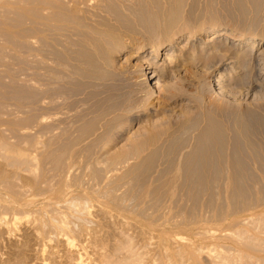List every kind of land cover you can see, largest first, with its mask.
Returning a JSON list of instances; mask_svg holds the SVG:
<instances>
[{
  "label": "rangeland",
  "instance_id": "rangeland-1",
  "mask_svg": "<svg viewBox=\"0 0 264 264\" xmlns=\"http://www.w3.org/2000/svg\"><path fill=\"white\" fill-rule=\"evenodd\" d=\"M9 1L10 0L0 1V140L6 142L9 146L11 145L10 147H16L14 149H18V151L21 150L24 153L26 152V154L28 153L27 155L33 158L34 163L32 164V168L31 166L28 168L27 165L22 166L19 164V166H22L24 169L22 167L18 168V166L15 167L14 164H11V170L10 164H5L6 162H4L5 171L7 174L11 171L12 177L11 172H9L10 177L8 182H10V184H6L8 183L6 181H0V223L1 221L7 223L6 225L0 224V264H75L81 256L85 259L83 260V264H103L98 254V248L96 246L94 247V244L90 242L91 237L89 238L88 235L84 237L85 239L81 238L82 236L80 237L85 224V228L89 231L94 229V231H99L98 233L101 237L107 236L108 239L110 238L111 241L109 246H111L110 244L114 237L120 234L122 230V234H127L124 233L125 229H127L126 232L129 231L132 233L130 234L133 238L131 239L134 241L131 240L132 244L135 245L134 249H137L138 253L140 250V254L145 258L147 257V259L143 258L145 261H139V264H144L146 261L147 264H160L162 263L163 257L166 258H164L163 261H168L169 259L165 255V252L170 253L172 250L181 248L182 250L186 249V252L192 250L197 253L195 261L189 259L186 261L185 259L184 264L185 262L186 264H222L217 257L215 258L218 254L217 252L224 251L225 253L227 252V254H233L234 252L236 253L238 249H242L244 252L248 251L247 253H250L253 257L257 254L255 257V264L256 262L257 264H264L259 261L261 258H264V251L262 250L263 253L260 251L262 254L259 255V253L255 251L247 250V247L238 243L236 239L234 241L232 236L237 226L230 227L229 224H227L233 221V219L237 220L239 218V220H243V224L241 225L245 226L244 224L246 222H251L252 217L264 213V211H262L264 210V175H262L264 170L262 167V169L260 168L261 170L258 169L260 165L258 166V164L255 163L253 164L255 167L252 165L253 168L251 166L250 168L252 169L249 168L250 171H246V175L251 173L250 176L256 172L257 177L255 180L251 178L255 177L254 175L251 177H249V175H247V177L244 175L246 180L244 177H242L243 179L241 178V180H245L246 182L241 180L238 181V183H241L239 187H241L242 184L244 185H242V189L240 188L242 190L240 191L241 194L244 191L243 189L247 187L246 191L248 190L249 192L247 191V193L244 191L245 195H240L237 191L236 195H234L235 193L233 194V192L228 189V184L225 188L223 187L226 182H228V171L224 168H222L221 171L218 167H215L218 169L216 171L214 168L209 170L210 178L208 180L210 183H205L202 190V184L200 185V183L195 182L197 184L192 183L191 186L187 185V191H183L182 194V190L177 189L178 186L176 184L177 188H175V193L179 191L182 194L180 195V193H178L179 196H177L178 194L174 193V197H179L177 200L172 197L173 195L170 197L167 191V195H165V189L162 188L164 184L166 185L173 177L175 178L176 176V180L180 179L177 178V175L180 177V170L182 171L181 168L182 165H184L183 162L188 157L187 155H189L188 153H191L195 145L203 142L207 134H205V132L208 125L207 121H209L208 117L210 116L208 115V109H210L211 106L225 104L229 107L230 112L233 113L236 110L241 112L242 110L248 111V107L249 110L255 111L256 109V112L257 109H260L258 111L260 115L262 113L261 109L264 112V107L262 106L264 105V88L262 91L259 89L260 92L258 88L257 90L252 89L255 82L253 73V76H250L251 73H249V76L247 75L248 77L246 76V79H244V81L246 80V84L242 83V80L234 82V79L232 81V79L230 80L228 77L230 75L228 74L230 70L229 66L223 64L225 65L223 67L226 68L222 71L223 73L219 69H214L216 58H210V56L212 57V55H210L211 50L209 51V49L206 50L204 48V52L206 53L204 56L205 59L207 58V62H205L206 60H204L203 55H196L199 52V50L196 49L197 47L192 46L194 42H201V45L203 44V46L207 47L215 38H222V44H229V42H224L225 39L226 41L228 40L227 37H225L226 35L214 37L215 28H220L223 29L222 32L226 31L232 34L239 33L252 36L254 40L256 39L255 47H261V45H264V0H260L261 7L259 11L250 7V4H246V10L242 13H240V9L238 12L237 0H213L215 4L212 0H101V5L100 2H95L98 0H91V2H95H93L94 6H92V3H89L90 0H87L90 11L91 9L96 11L94 12V16L97 14V17H93L95 20L98 18L95 23L99 22V27L108 28L110 25L108 31L111 29H118L117 31L118 33H122V37L128 39L133 38L132 41L136 45L142 46L147 44L151 48L153 45H156V43L161 44L165 42V40L167 42V39L173 36L172 45L170 44V46L166 48L161 47L162 50L160 49V53L156 58V65H158L156 77L149 75L152 68H147L149 66L147 59L129 60L126 52H120V46L117 47L115 41L113 42V40L110 39L111 34L104 32L105 35L108 34L110 37L108 35H103V33L101 35L98 31L88 27L91 25L89 24L86 27L87 29L85 27H80L81 32H72L71 35L65 37L58 34L52 27L50 28V23L46 20L44 21V18L42 19V17L37 15L47 16L49 15L47 10H36L38 12L36 14L34 7H36L37 4L35 1ZM243 1L248 3V0ZM211 3L214 6L215 12L219 14L216 15L215 13V17L209 9V4ZM95 4H99V8L96 7ZM216 6L217 8H215ZM46 7H49V5H46ZM108 7H110V9ZM27 9H29L28 12H26ZM205 10L207 12L210 11L207 13ZM243 13H245L244 16L241 15ZM35 14L42 20L37 16L35 17ZM209 15L212 16L210 17ZM29 18L34 20L31 21ZM101 19H103V21ZM39 21H42V23H36ZM92 21L94 20H91V22ZM168 23L172 25L167 26ZM39 27L43 28L41 29ZM22 29L24 30L23 32L21 31ZM25 29H29V32ZM93 30L98 33L93 32ZM218 34L216 33V35ZM170 35L172 36L170 37ZM189 35L192 36L190 37ZM66 41L67 44H65ZM109 41H111V43ZM248 48L251 47L248 46ZM167 50H173L178 56H168ZM180 50L186 54V58L179 57ZM209 52L210 54L208 56ZM226 52L227 51H224V53ZM143 54L145 55L146 53ZM227 54H229V52H227ZM196 56L201 60L199 61ZM201 56H203V58H200ZM163 67L171 71L168 73L165 72L163 77H161L160 70H162ZM141 68L146 69V75H142ZM263 71L264 69H262V74ZM218 72L222 74V80H220L222 85L224 84L221 88H219ZM233 73L236 74L235 71ZM145 76H150L148 82L145 81ZM214 91H216V94L217 92L219 94H213ZM221 91H225L224 94ZM187 101H192L194 104H186ZM197 111L199 113L201 112L200 115ZM263 115L261 116L264 118ZM222 118L223 117L218 116L220 122L224 123L225 120ZM263 118L261 121L264 124ZM215 119L219 121L216 117ZM228 120L227 122L232 123L233 119L230 117ZM263 134L264 132L262 135L260 134L261 138H264ZM196 139L201 141L199 142ZM186 143L188 145H186ZM187 150L190 152H187ZM72 159L75 162L72 163ZM4 160L5 158L0 155V163ZM76 161L78 163H76ZM173 166H175V168ZM29 170L31 171L29 172ZM252 170H255L254 173H252ZM256 170L262 172H260L262 175L261 180H258L260 174ZM213 171L215 174H213ZM14 173H18L16 174V176H18L16 177ZM218 176H223L224 178ZM30 177L32 179L34 178V183L31 181V183L28 184L30 181L27 179ZM23 179L24 182H22ZM181 179L179 180L180 182L182 181ZM15 183L18 184L15 185ZM32 184L33 186H31ZM158 184L160 186H158ZM193 185H196L195 187L199 192L196 191ZM247 185H251V187L249 188ZM197 186L200 187L197 188ZM149 187L150 190L154 187L155 191L156 189L158 190L157 187H159V190L161 188L163 192H161V195L156 192L159 196L156 195L154 197L155 193L153 195V192L150 191L145 199L146 196L144 191L145 189H149ZM239 187L237 186V189ZM189 188H191L192 191L189 190ZM210 188L213 190L211 191ZM11 189L15 190L13 191ZM176 189L178 191H176ZM218 189H220V191ZM226 189L230 191L227 190L226 194L229 192L232 195L229 193L226 195ZM42 191H44L45 194ZM51 191H53V193ZM203 191L204 194L206 192L208 193L204 195ZM184 192L187 195L184 194ZM190 192L192 193L190 194ZM37 193H39L40 196L39 194L37 196ZM138 193H140V195H138ZM162 193H164L166 197L161 199ZM209 193L212 195L210 196ZM221 193H223L222 197L225 198V201L221 197ZM217 194H219V196ZM246 194L249 196L252 195L247 197ZM191 195L194 197H191ZM86 196H88V199ZM143 196L145 197L143 198ZM195 196H197V198ZM229 196L232 197L230 198ZM241 196L243 199H240ZM253 196H255V198ZM236 197L237 199H235ZM156 198L159 201H156ZM83 200L85 201L83 202ZM148 200L149 203L147 202ZM170 200H173L174 203ZM176 201L177 204H175ZM219 201L222 205H219ZM85 202L87 203L85 204ZM224 202L227 205L224 204ZM189 203L192 204L190 205ZM159 204L160 207L158 209ZM184 204H188V206L185 207ZM70 205L73 206L71 207ZM175 205H177V208H173ZM249 205L251 206L249 207ZM1 206L5 208H1ZM169 206L173 209L168 210ZM183 207L184 209H182ZM104 208H107L104 212L108 217L101 211L102 209L104 210ZM161 208H163V210ZM231 208L237 209L236 212ZM146 209H149L151 213ZM16 210H20V212ZM71 210L76 213V216ZM98 210H100L101 213H99ZM255 211H260V213L256 214ZM68 212L71 214L68 215ZM102 212L105 214V217L102 215ZM226 213L232 214L227 215ZM61 214L63 216L65 214L64 217L69 221H67L68 224H65L67 232H62L61 229L58 232L57 228L53 226V224L58 226V216H61ZM98 214L101 215L99 216ZM240 214H246V216L244 215L243 217V215L241 216ZM54 215L57 218H55ZM85 215H87V217H85ZM145 215L147 218H145ZM236 215L239 216L237 217ZM74 216L75 218H80L82 216L84 218L82 217L77 220ZM102 216L104 219L101 218ZM234 216L236 217L234 218ZM156 218H158V221ZM247 219H249V221H246ZM70 220L72 221L70 222ZM76 221L77 223L80 221V223L77 224ZM244 221L246 222L244 223ZM250 224L251 223H249V225ZM95 225L96 227H93ZM8 226H11L14 230L11 227L9 230ZM247 226L248 224H246L245 227ZM251 226L252 225H250L249 228L247 227L248 231L253 228H251ZM71 227L75 228L72 229ZM6 229L7 231L5 232ZM202 229H205L204 231L206 232ZM68 230H71L70 232L72 234H70ZM176 230L177 232H175ZM207 230H210V232ZM74 231H76V233ZM77 231H80V233ZM253 231L256 232V229H252L249 233H253ZM260 231L259 229L256 233ZM262 231L259 235L262 234V237H264ZM43 232L47 233L45 234ZM129 232L128 235H130ZM228 232L230 234L233 233V235H229L230 237L227 236L226 234ZM51 233L54 234L52 235ZM201 233L204 235L205 233L208 234L203 236ZM68 234L70 235L68 236ZM199 234L201 235L199 236ZM76 236L83 239V242L80 241L81 239L79 241L75 239L77 238ZM66 237H71L72 241H74L71 247L72 250H70V248L68 249L63 241ZM76 240L78 242H75ZM77 243L82 244L77 245ZM180 244L182 246H180ZM136 245L139 246V249ZM193 245L198 249L195 250ZM220 245H222V247ZM167 249L168 251H165ZM106 251L110 252L108 250ZM25 254L27 255L25 256ZM162 254L163 256H161ZM19 255H23V257L20 256V258L18 257ZM160 257H162V259ZM16 258H18V260Z\"/></svg>",
  "mask_w": 264,
  "mask_h": 264
},
{
  "label": "bare ground",
  "instance_id": "bare-ground-1",
  "mask_svg": "<svg viewBox=\"0 0 264 264\" xmlns=\"http://www.w3.org/2000/svg\"><path fill=\"white\" fill-rule=\"evenodd\" d=\"M1 1V0H0ZM24 1H26V0H24ZM23 1V2H24ZM27 1H29V0H27ZM26 1V2H27ZM31 1H35L36 2V7H34V11L36 12V14L38 13L37 11H39V10H41V11H43V10H47L48 12H49V15H44V16H41L40 14H37L38 16H40V17H42V19L44 18V21L46 20V21H48L49 23V26H50V28L52 27V29L53 30H55V31H57L58 32V34H61L62 36H65V37H68L69 35H71V33L72 32H74V33H77L78 31L79 32H81L80 30H81V28L82 27H87V25H89V24H91L90 26H88V27H90V28H92V29H94L95 31H98L101 35H102V33H103V35H105L104 34V32H106V33H108V34H111V37L108 35V34H106V35H108L109 37H110V39H112L113 40V42L115 41V45L118 47V46H120V52H126V54H127V58L129 59V60H135V59H147V61H148V64H149V66L147 67V68H152V70L149 72V75H151V76H153V77H156V71L158 70V65H156V63H157V60H156V58H157V56H158V54L160 53V49H161V47H164V48H166L167 46L169 47L170 46V44L172 45V41H173V36L172 35H170V37L172 36V38H168L167 40V42H166V40H165V42H163V43H161V44H157L156 43V45H153V47H149L147 44H144V45H142V46H139V45H136L133 41H132V39H128V38H124V37H122V33H118V29L117 30H113V29H111V30H109L108 31V28H109V26H108V28H102V26L101 27H99L100 25H98V23L99 22H97V23H95V21H97L98 20V18L95 20L94 19V17L96 18L97 17V14H96V16H94L95 15V13L94 12H96V11H94V10H92L91 9V11H90V9H89V7H88V5L89 4H87V0H31ZM30 1V2H31ZM95 1V0H94ZM94 1H92L91 2V0H90V2L89 3H92V6H94L93 5V2ZM196 1V0H195ZM194 1V2H195ZM213 1V0H212ZM262 1V0H261ZM2 2H4V1H2ZM9 2H11V0L9 1ZM13 2V1H12ZM17 2V1H16ZM95 2H100V5L102 4V1L100 0H98V1H95ZM94 2V3H95ZM214 2V4H215V1H213ZM212 2V3H213ZM14 3V2H13ZM212 3L211 4H209L210 6H209V9L211 10V12L213 13V16L215 15V9H214V6L212 5ZM224 3V2H223ZM226 3V2H225ZM236 3H237V9H238V12H239V9H240V13H242V12H244V10H246V4H250L249 6L250 7H253L254 8V10H258L259 11V9H260V7H261V2H260V0H248V3H246L245 1H243V0H237L236 1ZM12 4V3H11ZM22 4V3H21ZM26 5V4H25ZM24 5V6H25ZM35 5V4H34ZM46 5L48 6L49 5V7H46ZM96 5V7H98V5L99 4H95ZM99 5V6H100ZM226 5H228V4H226ZM23 6V5H22ZM110 6V5H109ZM208 6V5H207ZM225 6V5H224ZM223 6V7H224ZM173 7V6H172ZM19 8V7H18ZM99 8V7H98ZM109 9H110V7H108ZM206 8H208V7H206ZM215 8H217V6L215 7ZM229 8V7H228ZM227 8V9H228ZM5 9V8H4ZM11 9V8H10ZM21 9V8H20ZM175 9V8H174ZM226 9V8H225ZM224 9V10H225ZM236 9V8H235ZM247 9H250V8H247ZM252 9V8H251ZM9 10V9H8ZM8 10H6V11H8ZM13 10H15V9H13ZM19 10V9H18ZM23 10V9H22ZM28 10L29 9H27L26 10V12H28ZM37 10V11H36ZM98 10V9H97ZM209 10V11H210ZM253 10V9H252ZM11 11V10H10ZM16 11H17V9H16ZM33 11V12H34ZM111 11V10H110ZM206 11V10H205ZM208 11V12H209ZM24 12V11H23ZM31 12V11H30ZM98 12H99V10H98ZM104 12V11H103ZM170 12V11H169ZM194 12V11H193ZM207 12V11H206ZM207 12V13H208ZM211 12H210V14H211ZM225 12V11H224ZM112 13V12H111ZM227 13H228V11H227ZM246 13V12H245ZM245 13H243V14H241L242 16H244L245 15ZM255 13V12H254ZM20 14V13H19ZM21 14H22V12H21ZM27 14H29V13H27ZM35 14V17L37 16ZM101 14H102V12H101ZM113 14V13H112ZM181 14V13H180ZM192 14V13H191ZM24 15V14H23ZM109 15V14H108ZM161 15V14H160ZM216 15H219L218 13H216ZM235 15V14H234ZM255 15V14H254ZM24 16H26V15H24ZM33 16V15H32ZM37 16V17H38ZM94 16V17H93ZM101 16V15H100ZM104 16V15H103ZM210 17L212 16V15H209ZM221 16V15H220ZM256 16H258V15H256ZM34 17V16H33ZM40 17H38V18H40ZM110 17V16H109ZM161 17V16H160ZM215 17V16H214ZM213 17V18H214ZM217 17V16H216ZM46 18V19H45ZM178 18V17H177ZM179 18H181V17H179ZM220 18V17H219ZM231 18V17H230ZM251 18H253V17H251ZM23 19V18H22ZM30 19V18H29ZM41 19V18H40ZM41 19V20H42ZM94 20V21H92L91 22V20ZM107 19V18H106ZM176 19V18H175ZM31 20V19H30ZM34 20V19H33ZM33 20H31V21H33ZM100 20V19H99ZM102 21H103V19H101ZM109 20V19H108ZM255 20V19H254ZM24 21V20H23ZM112 21V20H111ZM180 21V20H179ZM25 22V21H24ZM23 22V23H24ZM177 22V21H176ZM30 23V22H29ZM36 23H42V21L40 22H36ZM95 23V24H94ZM109 23V22H108ZM113 23V22H112ZM112 23H111V26H112ZM172 23V22H171ZM254 23V22H253ZM32 24V23H31ZM44 24V23H43ZM100 24V23H99ZM116 24V23H115ZM24 25V24H23ZM41 25V24H40ZM85 25V26H84ZM172 25V24H171ZM171 25H169V23H168V25L167 26H171ZM39 26V25H38ZM34 27H36V26H34ZM45 27V26H44ZM81 27V28H80ZM106 27H107V25H106ZM39 28H41V27H39ZM43 28V27H42ZM41 28V29H42ZM46 28V27H45ZM47 28H48V26H47ZM112 28V27H111ZM174 28H175V26H174ZM87 29V28H86ZM25 30H27V29H25ZM29 30V29H28ZM27 30V31H28ZM34 30V29H33ZM49 30V29H48ZM93 30V32H95ZM172 30V29H171ZM170 30V31H171ZM222 30L223 29H220V28H215V31H214V37H218L219 35H226L225 37H227V41H226V39H225V41L224 42H229V44L228 43H223L222 44V41H221V39H216L215 38V40L210 44H208L207 45V47L206 46H203V44L201 45V42L200 43H197V42H194L193 43V47H197L196 49L197 50H199V52L196 54V55H198V56H200V55H206V53L204 52V50L206 49H209V51L211 52V54H210V52L208 53V56H209V54L210 55H212V57L210 56V58H216V61H215V65H214V63H213V65H214V69H219L221 72L223 71V70H225L226 68H224L223 66H225V65H227V66H229V68H230V70H229V73L228 74H230L228 77H229V79L231 80L232 79V81H233V79H234V82H239V81H241L242 80V83H245L246 84V80L244 81V79H246V76L249 74V73H251L250 74V76L252 75L253 76V74H254V79H255V82H254V84H253V87H252V89H256L257 90V88H258V91H259V89H260V91H262V89L264 88V71H263V74H262V69H264L263 67H264V45H261V47H259V48H257V47H255V44H256V39L254 40V37H252V36H247L246 34L244 35V34H232V33H228V32H222ZM22 32L24 31L23 29L21 30ZM35 31V30H34ZM114 31V32H113ZM117 31V32H116ZM174 31V30H173ZM196 31V30H195ZM4 32V31H3ZM21 32V33H22ZM29 32V31H28ZM51 32H53V31H51ZM87 32V31H86ZM98 32H95V33H98ZM192 32V31H191ZM231 32V31H230ZM234 32V31H233ZM19 33V32H18ZM171 33V32H170ZM169 33V34H170ZM216 33L218 34V33H220V34H218V35H216ZM35 34V33H34ZM52 34V33H51ZM121 34V35H120ZM61 35H59V36H61ZM80 35V34H79ZM105 35V36H106ZM27 36V35H26ZM30 36V35H29ZM55 36V35H54ZM100 36V35H99ZM127 36V35H126ZM190 37L192 36V35H189ZM213 36V35H212ZM255 36V35H254ZM24 37V36H23ZM31 37V36H30ZM214 37H213V39H214ZM106 38H108V37H106ZM25 39V38H24ZM193 39H194V37H193ZM261 39V38H260ZM259 39V40H260ZM109 40V39H108ZM221 41V42H220ZM255 41V42H254ZM261 41V40H260ZM85 42H87V41H85ZM110 43H111V41H109ZM112 42V43H113ZM238 42V43H237ZM22 43V42H21ZM25 43V42H24ZM23 43V44H24ZM54 43H56V42H54ZM208 43V42H207ZM258 43H259V41H258ZM65 44H67V41H66V43ZM138 44H140V43H138ZM91 45V44H90ZM92 46V45H91ZM248 46H250L251 48H248ZM116 47V48H117ZM172 47V46H171ZM176 47V46H175ZM247 47V48H246ZM115 48V49H116ZM205 48V49H204ZM118 49V48H117ZM174 49V48H173ZM162 50V49H161ZM195 50V49H194ZM168 52H167V55L168 56H171V55H174V57H175V55L176 56H178L177 54H175V52L173 51V50H167ZM214 53H213V52ZM224 51H227V52H229V54H227V52L226 53H224ZM143 53H146L145 55L143 54ZM189 54V53H188ZM193 55V54H192ZM145 56V57H144ZM147 56H150V57H147ZM198 56H196L197 58H198V60L200 61L201 59H199V57ZM203 56H201L200 58H203ZM179 57H181V58H186V54L182 51V50H180V56ZM194 57H195V55H194ZM207 57V56H206ZM190 58V57H189ZM207 59V58H206ZM205 59V56H204V60H206ZM198 60H196V61H198ZM203 60V59H202ZM228 60V61H227ZM141 62V61H140ZM202 62H204V61H202ZM205 62H207V60L205 61ZM213 62V61H212ZM211 63V62H210ZM209 63V64H210ZM136 64V63H135ZM223 64H225V65H223ZM234 64V65H233ZM131 65V64H130ZM211 65H212V63H211ZM209 66V65H208ZM140 67H142V66H140ZM139 68V67H138ZM228 68V67H227ZM222 69V70H221ZM141 70H142V75L144 76V75H146L147 74V72H146V69H142L141 68ZM161 71V74H160V76L161 77H163V75L165 74V72L166 73H168L169 71H171L170 69H167L166 70V67H163L162 68V70H160ZM236 72V74H234L233 72ZM219 73V72H218ZM223 73V72H222ZM232 73V74H231ZM253 73V74H252ZM222 74L221 73H219V88H221L223 85H222V82H221V80H222V76H221ZM234 75V76H233ZM249 76V75H248ZM247 76V77H248ZM149 77L150 76H145V81L146 82H148L149 81ZM252 78V77H251ZM221 79V80H220ZM248 79H250V78H248ZM227 80H228V78H227ZM251 80V79H250ZM244 81V82H243ZM231 82V81H230ZM247 82H250V81H247ZM252 82V81H251ZM228 83V82H227ZM253 83V82H252ZM212 84V83H211ZM241 84V83H240ZM245 84H243V85H245ZM248 84V83H247ZM242 85V86H243ZM252 85V84H251ZM227 86V85H226ZM229 86V85H228ZM231 87V86H230ZM233 87V86H232ZM246 87V86H245ZM244 87V88H245ZM249 87V86H248ZM218 88V87H217ZM218 88V89H219ZM251 88V87H250ZM249 88V89H250ZM223 89H225V88H223ZM229 89V88H228ZM232 89V88H231ZM212 90H214V89H212ZM217 90V89H216ZM226 90V89H225ZM230 90V89H229ZM219 91V90H218ZM226 91H228V90H226ZM240 91V90H239ZM254 91V90H253ZM259 91V92H260ZM221 92H223V94H224V92L225 91H221ZM230 92V91H229ZM249 92V91H248ZM251 93V92H250ZM258 93V92H257ZM213 94H215V95H217V94H219L218 92H217V94H216V91H214L213 92ZM223 94H221V95H223ZM226 94V93H225ZM254 94V93H253ZM255 95H256V93H255ZM211 96V95H210ZM207 97V96H206ZM189 100V99H188ZM264 101V100H263ZM209 103V102H208ZM218 103H220V102H218ZM262 103V102H261ZM186 104H190V105H192V104H194V102H192V101H187V103ZM185 104V105H186ZM263 104V103H262ZM178 105V104H177ZM180 105V104H179ZM182 105V104H181ZM188 106V105H187ZM258 106V105H257ZM259 106H260V104H259ZM263 107H264V105H262ZM231 107V106H230ZM176 108V107H175ZM233 109V108H232ZM200 110H202V109H200ZM209 111H208V115H210L208 118H209V121H207L208 122V125H207V127H206V132H205V134H206V136L204 137V139H203V142H200L202 139H201V136H200V139L201 140H197V141H199L200 143L198 144V145H195V147L191 150V153H188L189 155H187L188 157H187V159L183 162V164L184 165H182V171L180 170V172H181V175H180V177H178V175H177V178H182L181 180V182L178 180V182H177V180H176V176H175V178L173 177V179L170 181L169 180V182H167V184L165 185L164 184V186H165V188H164V186L162 187L163 189H165L164 191H165V195H167L166 194V191L168 192V194H170V197H171V195H173L172 197H174L175 195H174V193H175V188H177V186H178V188L177 189H179V190H182V194H183V191H187V189L188 188H186V187H188V186H191L192 185V183L194 184L195 182H197V183H200V185L202 184V187H201V190H202V188H203V185L206 183L207 184V182H209V178H210V173H209V170L210 169H212V168H214L215 169V171L216 170H218V169H216L215 167H218V168H220L221 169V171H222V168H224V169H227V171H228V182H226V184H225V186H223L224 188L227 186V184H228V186L227 187H229L228 189L231 191V192H233V194L234 195H236V191L237 192H239L240 193V191H242L241 189L243 188L242 187V185H241V187H239V184H241V183H238V181L239 180H241V178L242 177H244V179H245V176L247 177V175H249V177H251L252 175H254L255 177H251V178H254V180L256 179V175H257V173L255 172L254 173V171L252 172V173H254V174H252L251 176H250V174H247L246 175V171L247 170H249V168L253 165V164H258V169L259 170H261L262 168H263V170H264V138H261V135H262V133L264 132V124H263V122L261 121V119L263 118L261 115H263L264 114V112H263V110L261 109V112L263 113H261V115L259 114V110L257 109V112H256V109H255V111L254 110H249V107H248V111H244V110H242V112L241 111H235V109H234V113L233 112H230V110H229V107L227 106V105H225V104H218V105H213V106H211L210 107V109H208ZM241 110V109H240ZM196 111V110H195ZM244 111V112H243ZM194 112V111H193ZM198 112V111H197ZM199 113V112H198ZM201 113V112H200ZM200 113H199V115H200ZM190 115H191V111H190ZM195 115V114H194ZM198 115V114H197ZM201 115H203V114H201ZM205 115V114H204ZM193 116V115H192ZM218 116H220V117H223L222 119H224L225 120V122L223 123V122H220V120L218 119ZM264 116V115H263ZM206 117V116H205ZM215 117L219 120V121H217L216 119H215ZM232 118L233 120H232V123L230 124L229 122H227V120H228V118ZM262 117V118H261ZM190 118H193V117H190ZM201 118H202V116H201ZM197 119V118H196ZM264 119V118H263ZM208 120V119H207ZM229 120H231V119H229ZM228 120V121H229ZM204 121V120H203ZM223 121V120H222ZM264 121V120H263ZM200 122H201V120H200ZM196 125V124H195ZM196 127H197V125H196ZM194 129H195V127H194ZM203 130H204V128H203ZM202 132H204V131H202ZM58 134V133H57ZM150 134V133H149ZM153 134V133H152ZM201 134V133H200ZM200 134H198V135H200ZM261 134V135H260ZM59 135V134H58ZM148 135V134H147ZM154 135V134H153ZM152 135V136H153ZM195 136V135H194ZM263 136H264V134H263ZM1 138V137H0ZM145 138V137H144ZM147 138V137H146ZM196 138V137H195ZM139 142V141H138ZM137 143V142H136ZM138 144V143H137ZM173 144V143H172ZM174 145V144H173ZM186 145H188L187 143H186ZM190 145H191V143H190ZM11 146V145H10ZM9 146V144L7 145V143L6 142H2L1 140H0V155L3 157V158H5V160L4 161H2V163H0V181L2 180V181H6V182H8V180H9V172H11V171H9L8 172V174H7V172L5 171V165H4V162H6L5 164H10V167H11V164H14V166L15 167H17L18 166V168L20 167H22V166H25V165H27V167L29 168L30 166H31V168L33 167V158L31 157V156H29V155H27L26 154V152L24 153V152H22L21 150H19L18 151V149H14V148H16V147H10ZM180 146V145H179ZM135 148V147H134ZM133 148V149H134ZM178 149V148H177ZM181 149V148H180ZM184 149V148H183ZM189 149V148H188ZM72 150V149H71ZM185 151V150H184ZM71 152V151H70ZM187 152H190V151H188L187 150ZM75 153V152H74ZM160 153V152H159ZM176 153V152H175ZM72 154V153H71ZM31 155V154H30ZM75 156V155H74ZM153 156V155H152ZM35 158V157H34ZM73 158V157H72ZM172 158V157H171ZM36 159V158H35ZM74 159V158H73ZM73 159H72V163L73 162H75V161H73ZM75 160H76V157H75ZM176 160V159H175ZM78 161V160H77ZM76 161V163H78ZM80 161V160H79ZM169 161H170V159H169ZM67 162H69V161H67ZM70 162H71V160H70ZM149 162V161H148ZM176 162V161H175ZM177 162H179V161H177ZM171 163H174V162H171ZM17 164V165H16ZM19 164H21L22 166H19ZM37 164V163H36ZM75 164V163H74ZM158 164V163H157ZM156 164V165H157ZM71 165V164H70ZM180 165V164H179ZM7 166V165H6ZM9 166V165H8ZM13 166V165H12ZM254 166V165H253ZM253 166H252V168H253ZM36 167V166H35ZM71 167H73V166H71ZM174 168H175V166H173ZM183 167H185V168H183ZM255 167V166H254ZM262 167V168H261ZM14 168V167H13ZM17 168V169H18ZM23 168V167H22ZM149 168V167H148ZM252 168H250V169H252ZM261 168V169H260ZM8 169V168H7ZM16 169V168H15ZM24 169V168H23ZM11 170H12V167H11ZM154 170V169H153ZM158 170V169H157ZM171 170H172V168H171ZM262 170V171H263ZM21 171V170H20ZM19 171V172H20ZM31 170H29V172H30ZM33 171V170H32ZM250 171V170H249ZM257 171V170H256ZM176 172V171H175ZM218 172V171H217ZM257 172H259V174H260V176H258L259 177V179L258 180H261V176L262 175H264L261 171H257ZM262 173V175H261V173ZM221 173V172H220ZM15 174V176H16V174H18V173H14ZM20 174V173H19ZM178 174V173H177ZM213 174H215V172L213 171ZM222 174H223V172H222ZM258 174V175H259ZM37 175V174H36ZM145 175V174H144ZM148 175V174H147ZM175 175V174H174ZM173 175V176H174ZM221 175V174H220ZM245 175V176H244ZM18 176V175H17ZM16 176V177H17ZM29 176V175H28ZM216 176H217V174H216ZM223 176H224V174H223ZM223 176H221L222 178H224ZM11 177H12V172H11ZM151 177V176H150ZM168 177V176H167ZM218 177H220V176H218ZM220 177V178H221ZM264 177V176H263ZM8 178V179H7ZM13 178H14V176H13ZM22 178V177H21ZM31 178V177H30ZM30 178H28L27 180L28 181H30V182H28V181H26V182H28V184H30L31 183V181L33 182L34 181V178L32 179L31 178V180H30ZM38 178V177H37ZM144 178V177H143ZM10 179H12V178H10ZM15 179V178H14ZM17 179V178H16ZM18 179H19V177H18ZM170 179V178H169ZM216 179V178H215ZM215 179H213V180H215ZM243 179V178H242ZM149 180V179H148ZM153 180V179H152ZM160 180V179H159ZM167 180V179H166ZM218 180V179H217ZM221 180V179H220ZM223 180H225V179H223ZM222 180V181H223ZM246 180V179H245ZM245 180H241V181H245ZM249 180L251 181V179L249 178ZM262 180H263V178H262ZM13 181V180H12ZM151 181V180H150ZM161 181V180H160ZM212 181V180H211ZM5 182V183H6ZM22 182H24V179L22 180ZM140 182H141V180H140ZM148 182V181H147ZM218 182V181H217ZM216 182V183H217ZM246 182V181H245ZM249 182V181H248ZM248 182H247V184H248ZM1 183V182H0ZM34 183V182H33ZM37 183H38V181H37ZM42 183V182H41ZM65 183V182H64ZM162 183H164V182H162ZM197 183H195V184H197ZM210 183V182H209ZM219 183H221V182H219ZM224 183V182H223ZM251 183H252V181H251ZM6 184H10V182H8V183H6ZM18 183H15V185H17ZM23 184V183H22ZM142 184V183H141ZM155 184V183H154ZM176 184H177V186H176ZM238 184V185H237ZM260 184V183H259ZM264 184V183H263ZM148 185L150 186V184L148 183ZM152 185V184H151ZM156 185V184H155ZM162 185V184H161ZM188 185V186H187ZM209 185H211V184H209ZM215 185V184H214ZM221 185H223V184H221ZM7 186V185H6ZM10 186V185H9ZM31 186H33V184L31 185ZM30 186V187H31ZM72 186V185H71ZM158 186H160L159 184H158ZM194 186V185H193ZM196 186V185H195ZM194 186V188L196 189V187ZM206 186V185H205ZM205 186H204V188H205ZM237 186L239 187L238 189H237ZM244 186V185H243ZM248 186V185H247ZM253 186V185H252ZM254 186H255V184H254ZM142 187V186H141ZM180 187V188H179ZM198 187H200V186H197V188ZM206 187H208V186H206ZM245 187H246V185H245ZM249 188L251 187V185L250 186H248ZM7 188H8V186H7ZM9 188H11V187H9ZM13 188V187H12ZM35 188V187H34ZM38 188H39V186H38ZM47 188V187H46ZM65 188V187H64ZM134 188V187H133ZM154 188V187H153ZM153 188H151L152 190H150V187H149V189H145V191H144V193H145V196H143V198L145 197V199L147 198V195L149 194V192L150 191H152L153 192V195H154V193H155V195H154V197L157 195V196H159L158 194H160L161 195V192H163L162 190H161V188H160V190H159V187H157L158 188V190L156 189V191H155V188H154V190H153ZM209 188V187H208ZM216 188V187H215ZM241 188V189H240ZM254 188V187H253ZM261 188V187H260ZM31 189V188H30ZM33 189V188H32ZM51 189V188H50ZM61 189H62V187H61ZM67 189V188H66ZM176 189V191H178ZM228 189H226L225 190V194H226V191L228 190ZM246 189H247V187H246ZM246 189L244 188L243 190L245 191V192H247L246 191ZM252 189V188H251ZM256 189H257V187H256ZM8 190V189H7ZM6 190V191H7ZM11 190H13V189H11ZM15 190V189H14ZM13 190V191H14ZM40 190V189H39ZM55 190V189H54ZM71 190V189H70ZM74 190V189H73ZM189 190H191L192 191V189L191 188H189ZM189 190H188V192H189ZM206 190V189H205ZM204 190V191H205ZM208 191H212L213 189L212 188H210V190L209 189H207ZM219 191H220V189H218ZM228 190V191H229ZM254 190V189H253ZM9 191V190H8ZM36 191V190H35ZM95 191V190H94ZM159 191V192H158ZM185 191V192H186ZM196 191H198L197 189H196ZM204 191H203V194H204ZM210 191V192H211ZM217 191V190H216ZM229 191V192H230ZM244 191H243V193L242 194H244ZM264 191V190H263ZM44 194H45V192L44 191H42ZM52 193H53V191H51ZM50 192V193H51ZM156 192L158 193V194H156ZM184 192V194H186ZM199 192V191H198ZM229 192H227V194L229 193ZM249 192V191H248ZM247 192V193H248ZM252 192V191H251ZM256 192V191H255ZM254 192V193H255ZM41 193V192H40ZM96 193V192H95ZM147 193V194H146ZM177 193V192H176ZM175 193V194H176ZM178 193H180L179 191H178ZM177 193V194H178ZM192 192H190V194H191ZM195 193V192H194ZM197 193V192H196ZM206 193H208V192H206ZM206 193L204 194V195H206ZM212 193V192H211ZM257 193L259 194V192L257 191ZM256 193V194H257ZM14 194V193H13ZM23 194V193H22ZM35 194V193H34ZM38 194L39 193H37L36 195L38 196ZM84 194H85V192H84ZM86 194H87V192H86ZM98 194V193H97ZM141 194H143V193H141ZM181 193H180V195H182ZM189 194V193H188ZM189 194V195H190ZM213 194V193H212ZM212 194H210L209 193V195L211 196ZM215 194V193H214ZM222 194L223 193H221V197H222ZM226 194V195H227ZM229 194H231V193H229ZM241 193H240V195H242ZM253 194V193H252ZM251 194V195H252ZM262 194V193H261ZM260 194V195H261ZM61 195V194H60ZM138 195H140V193H138ZM150 195H151V193H150ZM152 195V196H153ZM187 195V194H186ZM198 195H199V193H198ZM218 196H219V194H217ZM232 195V194H231ZM233 195V196H234ZM245 195V194H244ZM247 195V197L249 196L248 194H246ZM250 195V196H251ZM264 195V194H263ZM262 195V196H263ZM9 196V195H8ZM24 196V195H23ZM39 196H40V194H39ZM42 196V195H41ZM177 196H179V194L177 195ZM176 196V197H177ZM185 196V195H184ZM183 196V197H184ZM217 196V197H218ZM249 196V197H250ZM257 196V195H256ZM4 197V196H3ZM16 197H17V195H16ZM32 197V196H31ZM67 197V196H66ZM87 197V199H88V196H86ZM101 197V196H100ZM141 197V196H140ZM153 197V198H154ZM163 197H166V196H164V193H162V197H161V199L163 198ZM168 197H169V195H168ZM176 197H174V198H176ZM182 197V198H183ZM187 197V196H186ZM188 197H190V196H188ZM191 197H194V196H192L191 195ZM196 198H197V196H195ZM215 197V196H214ZM216 197V198H217ZM228 197V196H227ZM226 197V198H227ZM230 197V196H229ZM232 197V196H231ZM230 197V198H231ZM254 198H255V196H253ZM2 198V197H1ZM6 198H7V196H6ZM61 198H63V197H61ZM72 198V197H71ZM159 198V197H158ZM179 198V197H178ZM178 198H176L175 200H177ZM223 198V197H222ZM221 198V199H222ZM240 198V197H239ZM245 198V197H244ZM261 198V197H260ZM8 199V198H7ZM17 199V198H16ZM60 199V198H59ZM131 199V198H130ZM157 199V198H156ZM167 199V198H166ZM169 199H171V198H169ZM184 199V198H183ZM186 199V198H185ZM202 199V198H201ZM210 199H212V198H210ZM224 199V201H225V198H223ZM235 199H237V197L235 198ZM240 199H243L242 198V196H241V198ZM18 200V199H17ZM58 200V199H57ZM82 200V199H81ZM132 200V199H131ZM134 200V199H133ZM174 200V199H173ZM173 200H170V201H172V203H174L173 202ZM180 200V199H179ZM186 200H189L188 198L186 199ZM185 200V201H186ZM199 200V199H198ZM197 200V201H198ZM209 200V199H208ZM213 200V199H212ZM253 200V199H252ZM257 200V199H256ZM259 200V199H258ZM85 200H83V202H84ZM135 201V200H134ZM139 201H140V199H139ZM156 201H159L158 199L156 200ZM169 201V200H168ZM191 201V200H190ZM218 201V200H217ZM221 201V200H220ZM220 201H219V205L221 204L222 205V203H220ZM264 201V200H263ZM50 202H51V200H50ZM53 202V201H52ZM65 202V201H64ZM82 202V201H81ZM89 202V201H88ZM93 202V201H92ZM128 202V201H127ZM148 203H149V200L147 201ZM151 202V201H150ZM201 202V201H200ZM208 202V201H207ZM210 202H211V200H210ZM222 202V201H221ZM241 202V201H240ZM261 202V201H260ZM39 203V202H38ZM79 203V202H78ZM87 202H85V204H86ZM99 203V202H98ZM139 203V202H138ZM157 203V202H156ZM160 203H161V200H160ZM168 203V202H167ZM186 203H187V201H186ZM192 203H193V201H192ZM191 203V204H192ZM229 203V202H228ZM233 203V202H232ZM257 203V202H256ZM261 203H263V202H261ZM28 204V203H27ZM91 204V203H90ZM94 204V203H93ZM130 204V203H129ZM134 204V203H133ZM147 204V203H146ZM175 204H177V201H176V203ZM183 204V203H182ZM181 204V205H182ZM190 204V203H189ZM190 204V205H191ZM200 204V203H199ZM224 204H226L225 202H224ZM233 204H236V203H233ZM249 204V203H248ZM251 204V203H250ZM260 204V203H259ZM2 205V204H1ZM31 205V204H30ZM51 205V204H50ZM73 205H74V203H73ZM72 205V206H73ZM75 205H76V203H75ZM81 205V204H80ZM92 205V204H91ZM119 205V204H118ZM117 205V206H118ZM140 205V204H139ZM138 205V206H139ZM144 205V204H143ZM155 205V204H154ZM153 205V206H154ZM185 205V207H187L188 206V204L186 205V204H184ZM189 205V206H190ZM211 205V204H210ZM227 205V204H226ZM253 205H254V203H253ZM262 205V204H261ZM29 206V205H28ZM66 206V205H65ZM71 206V205H70ZM71 206V207H72ZM79 206V205H78ZM85 206V205H84ZM83 206V207H84ZM87 206V205H86ZM95 206V205H94ZM177 205H175V207H173V208H177L176 207ZM183 206V205H182ZM212 206V205H211ZM223 206H225V205H223ZM233 206V205H232ZM235 206V205H234ZM233 206V207H234ZM247 206V205H246ZM251 205H249V207H250ZM10 207H11V205H10ZM48 207V206H47ZM70 207V208H71ZM75 207V206H74ZM91 207V206H90ZM105 207V206H104ZM152 207V206H151ZM159 207H160V204H159V206H158V209H159ZM166 207H167V205H166ZM200 207H201V205H200ZM231 207V206H230ZM236 207V206H235ZM240 207V206H239ZM249 207H248V209H249ZM260 207V206H259ZM1 208H5V207H2L1 206ZM85 208V207H84ZM87 208V207H86ZM102 208V207H101ZM137 208V207H136ZM148 208V207H147ZM154 208V207H153ZM172 207L170 208V206L168 207V210L170 209H173ZM189 208V207H188ZM226 208V207H225ZM242 208H244V207H242ZM8 209H10V208H8ZM47 209V208H46ZM51 209H52V207H51ZM67 209V208H66ZM100 209V208H99ZM107 209V208H106ZM106 209L104 208V210L102 209L101 211H106ZM145 209V208H144ZM162 210H163V208H161ZM182 209H184V207L182 208ZM186 209V208H185ZM191 209V208H190ZM220 209V208H219ZM222 209H223V207H222ZM231 209H233V208H231ZM257 209V208H256ZM4 210V209H3ZM22 210V209H21ZM24 210V209H23ZM68 210V209H67ZM70 210V209H69ZM78 210V209H77ZM127 210V209H126ZM140 210V209H139ZM146 210H149V209H146ZM155 210H156V208H155ZM230 210V209H229ZM233 210H235V209H233ZM237 210V209H236ZM236 210H235V212H236ZM17 211V210H16ZM19 212H20V210H18ZM17 211V212H18ZM51 211V210H50ZM56 211V210H55ZM58 211H59V209H58ZM72 211V210H71ZM70 211V212H71ZM86 211V210H85ZM99 211V213H101V211L100 210H98ZM150 211V210H149ZM178 211V210H177ZM220 211V210H219ZM218 211V212H219ZM224 211V210H223ZM226 211V210H225ZM249 211V210H248ZM261 211V210H260ZM260 211L259 212H256L255 211V213L257 214H259L260 213ZM262 211H264V210H262ZM261 211V212H262ZM5 212V211H4ZM23 212V211H22ZM49 212V211H48ZM65 212V211H64ZM67 212V211H66ZM73 212V211H72ZM71 212V213H72ZM81 212V211H80ZM84 212V211H83ZM91 212H92V210H91ZM96 212V211H95ZM103 212H102V215H104V217H105V214H103ZM110 212V211H109ZM108 212V213H109ZM143 212V211H142ZM142 212H141V214H142ZM148 212V211H147ZM163 212V211H162ZM217 212V211H216ZM247 212V211H246ZM45 213V212H44ZM50 213V212H49ZM58 213V212H57ZM62 213V212H61ZM70 213V214H71ZM75 212H73V214H74ZM78 213V212H77ZM135 213V212H134ZM150 213H151V211H150ZM164 213V212H163ZM179 213V212H178ZM221 213V212H220ZM223 213V212H222ZM229 213V212H228ZM244 213V212H243ZM4 214V213H3ZM13 214V213H12ZM18 214V213H17ZM42 214V213H41ZM69 214V212H68V215H70ZM87 214V213H86ZM95 214V213H94ZM132 214V213H131ZM145 214H146V212H145ZM155 214V213H154ZM157 214V213H156ZM168 214V213H167ZM217 214H219V213H217ZM217 214H215V215H217ZM224 214V213H223ZM227 214V213H226ZM230 214H232V213H230ZM230 214H227V215H230ZM247 214V213H246ZM246 214H244L245 216H246ZM11 215V214H10ZM40 215V214H39ZM44 215V214H43ZM50 215H52V214H50ZM67 215V214H66ZM67 215V217H69ZM80 215V214H79ZM78 215V216H79ZM82 215H83V213H82ZM99 215V214H98ZM101 215V214H100ZM99 215V216H100ZM144 215V214H143ZM142 215V216H143ZM147 215V214H146ZM146 215H145V218H147L146 217ZM150 215V214H149ZM152 215V214H151ZM166 215V214H165ZM189 215V214H188ZM227 215H224V216H227ZM241 216L243 215V214H240ZM244 215H243V217H244ZM41 216V215H40ZM39 216V217H40ZM64 216H65V214H64ZM62 214H61V216H58L59 217V222L58 221H56V222H58L57 224H58V226L56 225V224H53V226H54V228H57V230H58V232H59V230L61 229V231L62 232H64V231H66L67 232V227L65 228V224L67 223V221L68 220H66V218L64 217ZM75 216H76V213H75ZM75 216H74V218H75ZM81 216V215H80ZM106 216L108 217V215L106 214ZM110 216V215H109ZM128 216V215H127ZM138 216V215H137ZM142 216H140V217H142ZM148 216V215H147ZM179 216V215H178ZM221 216V215H220ZM237 216V215H236ZM236 216H234V218L236 217ZM239 216V215H238ZM237 216V217H238ZM252 216V215H251ZM254 216V215H253ZM54 217H55V215H54ZM83 217V216H82ZM82 217H80V218H82ZM85 217H87V215H85ZM106 217V218H107ZM113 217V216H112ZM116 217V216H115ZM140 217H139V219H140ZM144 217V216H143ZM162 217V216H161ZM161 217H160V220H161ZM219 217V216H218ZM217 217V218H218ZM228 217V216H227ZM226 217V218H227ZM51 218H53V217H51ZM55 218H57V217H55ZM80 218H75V219H77V220H79ZM84 218V217H83ZM93 218V217H92ZM102 219H104L103 218V216L101 217ZM105 218V219H106ZM110 218V217H109ZM149 218V217H148ZM163 218H164V216H163ZM170 218V217H169ZM246 218V217H245ZM13 219V218H12ZM69 219H70V217H69ZM90 219V218H89ZM89 219H87V220H89ZM99 219V218H98ZM101 219V220H102ZM118 219V218H117ZM151 219V218H150ZM158 218H156V220H157ZM222 219V218H221ZM233 219V218H232ZM250 219V218H249ZM249 219H247L246 221H249ZM252 220H251V222L249 221L248 223L246 222V221H244V225L246 226V224H248V228H249V226L250 225H252L251 226V228L252 229H256V232H258L259 231V229L262 231V233H264V213H262V214H260V215H257V216H254V217H252L251 218ZM4 220V219H3ZM45 220H47V219H45ZM52 220V219H51ZM148 220V219H147ZM217 220H219V219H217ZM245 220V219H244ZM6 221V220H5ZM8 221H11V220H8ZM72 220H70V222H71ZM73 221H74V219H73ZM81 221V220H80ZM80 221H79V223H80ZM106 221H107V219H106ZM105 221V222H106ZM158 221V220H157ZM165 221H167V220H165ZM230 221V220H229ZM243 220H239V218L236 220V219H233V221H230L229 223H227V224H229V226L230 227H232V226H237V228H235L236 230L233 232L234 233V235H233V233L232 234H230L229 232V234L227 233L226 235L227 236H231V235H233L232 236V239H234V241H235V239H236V241L238 242V243H240V244H242L244 247L246 246L247 247V250H252V251H255L256 253H259V255L260 254H262L263 253V251H264V237H262L263 235L261 234V235H259V233L261 232H259V233H256V232H254L253 231V233H249V231H251L252 229H249V231H248V228L247 227H245V226H243V225H241V224H243V222H242ZM3 222V223H2ZM34 222V221H33ZM44 222V221H43ZM69 222V221H68ZM85 222V221H84ZM109 222V221H108ZM122 222V221H121ZM126 222V221H125ZM132 222V221H131ZM156 222V221H155ZM169 222V221H168ZM205 222V221H204ZM242 222V223H241ZM28 223V222H27ZM76 223H77V221H76ZM79 223H77V224H79ZM82 224H85V223H83V222H81ZM87 223V222H86ZM95 223V222H94ZM100 223V222H99ZM124 223V222H123ZM147 223V222H146ZM152 223V222H151ZM157 223V222H156ZM159 223V222H158ZM195 223V222H194ZM249 223H251L250 225H249ZM1 225H3V224H7V223H4V221H1V223H0ZM9 224V223H8ZM33 224V223H32ZM68 224V223H67ZM119 224H120V221H119ZM133 224V223H132ZM164 224V223H163ZM178 224V223H177ZM180 224V223H179ZM189 224V223H188ZM196 224V223H195ZM218 224V223H217ZM220 224V223H219ZM0 225V226H1ZM11 225V224H10ZM38 225V224H37ZM51 225V224H50ZM86 225V224H85ZM84 225V228L82 229V231H81V235H80V237L81 238H83V239H85L84 237H87V235L89 236V238L91 237V240H90V242L91 243H93L94 244V247L96 246L97 248H98V254L100 255V258H101V262L103 263V264H139L138 262L140 261H145L143 258H145L142 254H140L141 252H140V250H139V253H138V250L137 249H134V246L135 245H133L132 244V237H131V232H129V234L130 235H128V232H126V230L127 229H125V231H124V233H127V234H122V232H123V230H122V232H120V234H117L115 237H114V241L112 240V243L110 244L111 246H109V243H110V238L108 239V237L106 236V237H101L100 235H99V231L97 232L96 230L94 231V229L91 231H89L87 228H85L86 226ZM89 225V224H88ZM92 225V224H91ZM109 225V224H108ZM107 225V226H108ZM128 225H130V224H128ZM204 225H206V224H204ZM203 225V226H204ZM13 226V225H12ZM32 226V225H31ZM47 226V225H46ZM69 226V225H68ZM74 226H77V225H74ZM80 226V225H79ZM78 226V227H79ZM82 226V225H81ZM116 226V225H115ZM173 226V225H172ZM189 226H191V225H189ZM207 226V225H206ZM228 226V227H229ZM10 227L11 226H8V229L10 230ZM35 227V226H34ZM37 227V226H36ZM45 227V226H44ZM70 227V226H69ZM69 227H68V229H69ZM88 227V226H87ZM89 227H91V226H89ZM93 227H96V225L95 226H93ZM102 227H103V224H102ZM106 227V226H105ZM120 227H121V225H120ZM120 227H119V229H120ZM126 227V226H125ZM124 227V228H125ZM128 227V226H127ZM137 227V226H136ZM217 227V226H216ZM4 228V227H3ZM12 228V227H11ZM59 228V229H58ZM72 229H74L73 227H71ZM104 228V227H103ZM133 228V227H132ZM138 228V227H137ZM205 228V227H204ZM13 229V228H12ZM12 229H11V231H12ZM35 229V228H34ZM47 229V228H46ZM50 229V228H49ZM71 229V230H72ZM87 229V230H86ZM90 229V228H89ZM102 229V228H101ZM113 229V228H112ZM129 229V228H128ZM134 229V228H133ZM158 229V228H157ZM205 229H208V228H205ZM204 229V230H205ZM210 229V228H209ZM217 229V228H216ZM227 229V228H226ZM225 229V230H226ZM229 229V228H228ZM3 230V229H2ZM14 230V229H13ZM36 230V229H35ZM45 230V229H44ZM48 230V229H47ZM51 230V229H50ZM54 230V229H53ZM70 230V231H71ZM77 230V229H76ZM97 230H99V229H97ZM130 230V229H129ZM142 230V229H141ZM201 230V229H200ZM203 230V229H202ZM203 230V231H204ZM211 230V229H210ZM210 230H207V231H209L210 232ZM7 231V229L5 230V232ZM34 231V230H33ZM60 231V232H61ZM69 231V230H68ZM69 231V233L70 234H72L71 232ZM113 231V230H112ZM111 231V232H112ZM131 231V230H130ZM136 231V230H135ZM138 231V230H137ZM226 231H228V230H226ZM4 232V231H3ZM9 232V231H8ZM38 232V231H37ZM48 232V231H47ZM46 232V233H47ZM53 232V231H52ZM54 232H56V231H54ZM57 232V233H58ZM65 232V233H66ZM75 233H76V231H74ZM78 233H80V231H77ZM114 232V231H113ZM117 232V231H116ZM147 232V231H146ZM175 232H177V230L175 231ZM184 232V231H183ZM204 232H206V231H204ZM203 232V233H204ZM43 233H45V232H43ZM45 233V234H46ZM74 233V234H75ZM77 233V234H78ZM108 233V232H107ZM148 233V232H147ZM197 233V232H196ZM3 234V233H2ZM7 234V233H6ZM5 234V235H6ZM33 234V233H32ZM52 234V233H51ZM54 234V233H53ZM52 234V235H53ZM70 234H68V236L70 235ZM73 234V235H74ZM109 234H111V233H109ZM114 234V233H113ZM112 234V235H113ZM152 234V233H151ZM202 234V233H201ZM201 234H199V236L201 235ZM206 234H208V233H205V235ZM1 235V234H0ZM42 235V234H41ZM49 235V234H48ZM67 235V234H66ZM72 235V236H73ZM76 235V234H75ZM130 236V237H128V236ZM146 235V234H145ZM148 235V234H147ZM150 235V234H149ZM203 236H205L204 234H202ZM214 235V234H213ZM3 236V235H2ZM1 236V237H2ZM43 236V235H42ZM60 236V235H59ZM64 236V235H63ZM144 236V235H143ZM153 236V235H152ZM198 236V237H199ZM224 236H225V234H224ZM229 236V237H230ZM77 238H75V239H77L78 241L81 239V238H79L78 236H76ZM111 237V236H110ZM142 237V236H141ZM202 237V236H201ZM234 237V238H233ZM5 238V237H4ZM45 238V237H44ZM74 238V237H73ZM79 238V239H78ZM88 238V239H89ZM132 238V239H131ZM180 238V237H179ZM37 239V238H36ZM51 239V238H50ZM55 239V238H54ZM74 239V240H75ZM83 239H81L80 241L81 242H83L82 240ZM87 239V240H88ZM111 239H112V237H111ZM11 240V239H10ZM20 240V239H19ZM60 240V239H59ZM75 241V242H78V241ZM132 240V241H131ZM146 240V239H145ZM144 240V241H145ZM46 241V240H45ZM62 241V240H61ZM63 241H64V243H65V245L67 246V248L69 249L70 248V250H72L71 249V247H72V245H73V242L74 241H72V238L70 237H66V238H64L63 239ZM25 242H26V240H25ZM25 242H24V244H25ZM28 242V241H27ZM134 242V241H133ZM147 242V241H146ZM23 243V242H22ZM62 243V242H61ZM85 243H86V241H85ZM142 243H143V241H142ZM149 243V242H148ZM169 243H171V242H169ZM193 243V242H192ZM11 244H13V243H11ZM17 244V243H16ZM19 244H21V243H19ZM80 245L82 244V243H79ZM78 243H77V245H79ZM135 244V243H134ZM139 244V243H138ZM147 244V243H146ZM64 245V246H65ZM140 245V244H139ZM147 245H149V244H147ZM15 246V245H14ZM20 246V245H19ZM23 246H25V245H23ZM137 246V245H136ZM180 246H182L181 244H180ZM217 246V245H216ZM221 247H222V245H220ZM139 246H137V248H138ZM147 247V246H146ZM193 247H194V245H193ZM218 247V246H217ZM14 248V247H13ZM13 248H11V249H13ZM136 248V247H135ZM152 248V247H151ZM176 248V247H175ZM200 248V247H199ZM229 248V247H228ZM231 248V247H230ZM16 249V248H15ZM21 249V248H20ZM23 249V248H22ZM66 249V248H65ZM139 249V248H138ZM194 249L196 250V249H198L197 247L195 248L194 247ZM216 249V248H215ZM223 249H224V246H223ZM225 249H227V248H225ZM238 249V248H237ZM19 250V249H18ZM106 250H108V251H110V252H107ZM137 252H136V251ZM186 250V249H185ZM185 250H182V248L181 249H175V250H172L170 253H166L165 251H168V249L167 250H165V251H163V252H165V255L168 257V261L167 260H164L163 261V259L165 258V257H163V259H162V257H160L161 259H162V263H160V264H184V261H185V259H186V261L189 259V260H193V261H195L196 260V252L195 251H192V250H188L189 252H186ZM200 250V249H199ZM203 250V249H202ZM229 250V249H228ZM263 250V251H262ZM21 251V250H20ZM66 251V250H65ZM67 251H69V250H67ZM73 251H75V250H73ZM148 251H149V249H148ZM157 251V250H156ZM160 251V250H159ZM251 251V252H252ZM260 251H262V253H260ZM13 252V251H12ZM11 252V253H12ZM18 252V251H17ZM72 252V251H71ZM76 252V251H75ZM74 252V253H75ZM198 252V251H197ZM224 252V251H223ZM222 251H219V252H217L216 254V256H215V258L217 257L218 258V260L222 263V264H255V261H256V255L253 257L250 253H247L248 251H242V249L241 250H239L238 249V251L235 253H233V254H230V253H228L227 254V252L225 253H223ZM229 252V251H228ZM14 253V252H13ZM66 253V252H65ZM145 253V252H144ZM146 253H149V252H146ZM162 253V252H161ZM201 253V252H200ZM18 254H20V253H18ZM22 254V253H21ZM24 254V253H23ZM152 254H154V253H152ZM253 254H255V253H253ZM27 254H25V256H26ZM145 255V254H144ZM148 255V254H147ZM160 255V254H159ZM158 255V256H159ZM20 256H22L23 257V255H19L18 257H20ZM74 256V255H73ZM153 256V255H152ZM157 256V255H156ZM161 256H163V254L161 255ZM264 256V255H263ZM82 257V256H81ZM81 257H79V260L77 261V263H75V264H83V260H85L83 257L81 258ZM201 257V256H200ZM257 257H259V256H257ZM261 257V256H260ZM15 258V257H14ZM21 258V257H20ZM25 258V257H24ZM211 258H212V256H211ZM255 258V259H254ZM17 260H18V258H16ZM16 259H14V260H16ZM145 259H147V257L145 258ZM166 259V258H165ZM24 260V259H23ZM22 260V261H23ZM160 260V259H159ZM212 260H214V259H212ZM257 261H258V259H257ZM259 261H261V263L263 262L264 263V258H261ZM21 262V261H20ZM20 262H18V263H20ZM24 262H25V260H24ZM147 262V261H146ZM145 262V263H146ZM148 262H149V260H148ZM16 263V262H15ZM74 263V262H73ZM85 263V262H84ZM144 263V262H143ZM144 263V264H145ZM152 263V262H151ZM25 264V263H24ZM147 264V263H146ZM148 264H150V263H148ZM185 264H186V262H185ZM256 264H257V262H256Z\"/></svg>",
  "mask_w": 264,
  "mask_h": 264
}]
</instances>
